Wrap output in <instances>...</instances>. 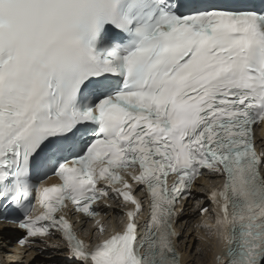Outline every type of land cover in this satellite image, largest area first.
<instances>
[{
	"label": "snow or ice",
	"instance_id": "obj_1",
	"mask_svg": "<svg viewBox=\"0 0 264 264\" xmlns=\"http://www.w3.org/2000/svg\"><path fill=\"white\" fill-rule=\"evenodd\" d=\"M261 125L264 0H0V222L52 264H183L205 174L216 264H264Z\"/></svg>",
	"mask_w": 264,
	"mask_h": 264
},
{
	"label": "rangeland",
	"instance_id": "obj_2",
	"mask_svg": "<svg viewBox=\"0 0 264 264\" xmlns=\"http://www.w3.org/2000/svg\"><path fill=\"white\" fill-rule=\"evenodd\" d=\"M196 220L197 218L195 217L189 226L188 224L187 226L184 224V228L186 229H184L182 237L178 238L179 240H177V249L181 253V256H183L184 253L187 254V264H209L211 262V254L213 249L212 240L211 237L207 235L206 229H204L205 235L203 236L201 235L202 233L197 232L198 229L193 225L196 223ZM34 258V264H48L46 261H50L49 258L45 256V254L41 253L38 256L34 255ZM26 261L27 260L24 259L22 262L24 263ZM29 263L30 262H26L25 264Z\"/></svg>",
	"mask_w": 264,
	"mask_h": 264
},
{
	"label": "bare ground",
	"instance_id": "obj_3",
	"mask_svg": "<svg viewBox=\"0 0 264 264\" xmlns=\"http://www.w3.org/2000/svg\"><path fill=\"white\" fill-rule=\"evenodd\" d=\"M209 182H212L210 179L208 180ZM203 221V220H202ZM189 224H191V222L189 223ZM194 226H196L197 227V224L196 223H194L193 224ZM183 226V225H182ZM189 226V225H188ZM94 229V228H93ZM111 229H113V227L111 228ZM111 229H109V230H111ZM197 232H199V233H202L201 235L203 236V235H205V231H204V229L203 228H198L197 227ZM201 229H202V231H201ZM95 230V229H94ZM95 234L97 235V234H99L98 232H96L95 231ZM211 240H212V247H213V249H212V254H211V262L209 263V264H216V261H215V256H216V254L220 251V248H221V245L217 242V240L214 238V237H211ZM28 249V247H26L25 248V250H27ZM41 252H38V253H36L35 255H39ZM41 254H44V253H41ZM43 259V258H42ZM26 262H29V259H27L26 258ZM182 260H183V264H187V262H188V257H187V254L186 253H184L183 254V256H182ZM37 261V260H36ZM210 261V260H209ZM46 262H50V261H46Z\"/></svg>",
	"mask_w": 264,
	"mask_h": 264
}]
</instances>
